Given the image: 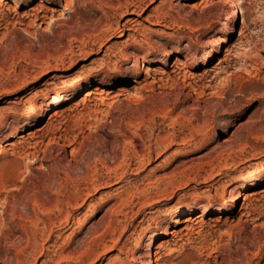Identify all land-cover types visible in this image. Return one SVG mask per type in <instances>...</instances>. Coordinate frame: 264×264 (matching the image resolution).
I'll return each instance as SVG.
<instances>
[{
  "label": "rangeland",
  "instance_id": "rangeland-1",
  "mask_svg": "<svg viewBox=\"0 0 264 264\" xmlns=\"http://www.w3.org/2000/svg\"><path fill=\"white\" fill-rule=\"evenodd\" d=\"M151 258L264 264V0H3L0 264Z\"/></svg>",
  "mask_w": 264,
  "mask_h": 264
},
{
  "label": "bare ground",
  "instance_id": "bare-ground-1",
  "mask_svg": "<svg viewBox=\"0 0 264 264\" xmlns=\"http://www.w3.org/2000/svg\"><path fill=\"white\" fill-rule=\"evenodd\" d=\"M2 1L3 0H0V5H1V3H2ZM29 4V3H28ZM66 5H68V3H65ZM67 9V8H66ZM137 7L135 8L134 7V11L132 12L133 14H135V13H137L136 11H137ZM55 10V9H54ZM140 11V10H139ZM237 11V10H236ZM53 12V11H52ZM57 13V12H56ZM52 18V17H51ZM36 19H39L38 18V16H36ZM41 19H43V16H42V18ZM129 22L130 21H127L126 23H124V24H117V26H116V29L115 30H113L112 32L113 33H117L118 35H119V37H121V36H123L124 34H125V31H129V30H133V29H129L128 28V26H129ZM121 27H122V29H121ZM48 28V27H47ZM110 31L109 30H107L105 33L107 34V33H109ZM116 35V34H115ZM101 39V38H100ZM105 39V38H104ZM176 62H177V60H176ZM139 68V67H138ZM137 68V69H138ZM140 69V68H139ZM141 71V70H140ZM138 73V72H137ZM148 78V77H147ZM151 78V77H150ZM89 82V79H86L85 80V82H82V83H80V84H78V85H70V86H68L67 88H66V90L65 91H67V92H74V91H76V89L77 88H79L80 86H82V85H84V84H87ZM80 89V88H79ZM100 89L101 88H99V87H97L96 89H94V91L95 92H100V93H102V91H100ZM62 90V89H61ZM124 92V91H123ZM87 97H89L90 96V94H87L86 95ZM58 102H60V100H57L55 97H52L51 98V101L49 102V104L50 105H54V104H56V103H58ZM44 112H45V110H38L37 112L36 111H32L30 114H29V118L30 119H35V118H39V117H41L43 114H44ZM54 116H55V114H54ZM53 117V116H52ZM50 119V118H49ZM18 138V137H17ZM19 138H23V137H19ZM12 139V138H11ZM13 140V139H12ZM16 144H14V143H11V144H9L8 146H12V147H14ZM262 174H260V176H261ZM251 180H256L255 178H253V179H251ZM256 182V181H255ZM193 209H182L181 210V214H186V212H190L189 214H191V211H192ZM188 214V213H187ZM188 214V215H189ZM189 216H191V215H189ZM184 223H187V224H192L193 223V221H191L190 219H186V220H184L183 221ZM189 230V228L187 227V226H185L184 228H183V230L182 231H188ZM174 239H176L177 237H179V235L178 234H175L174 232H171V233H169ZM167 243V242H166ZM165 244V243H164ZM164 244H158L157 245V247L155 248L158 252H160V251H162V250H164L165 249V245ZM142 238L138 241V243H137V245H136V247H135V250H136V252H137V250H139L140 248H142ZM120 253H121V251H119ZM150 252V254H149V257L148 258H150V256H151V253H153V251H149ZM135 254V253H134ZM158 253H156L155 252V255H157ZM141 259V258H140ZM139 262V259H137V260H134L133 261V263L134 264H137ZM150 264H154L153 263V261H152V258L150 259V262H149Z\"/></svg>",
  "mask_w": 264,
  "mask_h": 264
}]
</instances>
